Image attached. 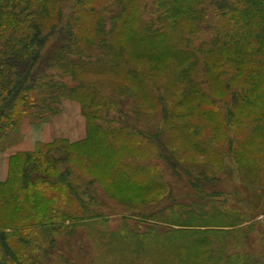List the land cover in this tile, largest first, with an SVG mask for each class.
<instances>
[{"label":"trees","instance_id":"1","mask_svg":"<svg viewBox=\"0 0 264 264\" xmlns=\"http://www.w3.org/2000/svg\"><path fill=\"white\" fill-rule=\"evenodd\" d=\"M69 2V12L64 17V8ZM152 3L154 12L147 18L143 15L142 0H0V138L11 127L19 128L23 117L46 120L59 111L62 98H78L83 103L81 112L87 118L84 143L90 149L85 155L98 165L109 166L107 177L113 183H127L144 192L156 191L161 183L145 181L136 168L121 161L120 149L111 145L110 140L116 138L121 140V147L132 146L129 136L134 135L127 114L115 119V126H111L105 119L110 110H101L102 98L92 86L94 79L104 76L114 91H118V96H132L133 79L138 78L134 66L139 64L133 63L138 61L131 63L134 57H140L139 62L146 64L142 79L158 80L159 74L152 73L155 68L162 71L174 65L179 68L177 76L185 80L184 85L191 82V93L173 97L174 107L187 104L175 113L177 127L195 132L198 126L193 115L211 111L200 104L202 98L194 73L198 67H202L204 77L213 83H222L227 78L228 82L238 81L249 86L252 94L242 102H246L248 113L261 121L264 116V0H152ZM208 7L214 9L212 23L207 20ZM204 28L213 31L212 37L195 43L194 39ZM118 69H124L129 79L114 75ZM151 88V85L141 87L146 89L147 108L154 109V102L161 94L157 88ZM111 100L113 104H105L118 111L122 98ZM246 107L235 105V112ZM213 111L220 114L219 109ZM229 111L232 115L234 109ZM137 113L134 105L133 114ZM58 140L61 141L57 138L42 145L52 146ZM191 144L196 146L195 140ZM40 147L41 143H37L35 150L11 156L8 176L0 181V202L18 200L21 208L18 194L21 190L31 197L38 195L45 202L53 192L68 186L63 179L65 172L55 169L53 160L47 161ZM17 159L19 173L17 180L11 181L15 176L11 167ZM58 160L61 159L56 158L55 162ZM244 189L253 205L252 214L264 213V194L247 189V185ZM76 197L77 204L82 206L81 218L89 216L92 212L83 197ZM207 202L201 199L175 203L178 209L171 215L156 218L167 224V228L162 224L147 226L145 231L134 228L125 238L129 240L134 233L149 237L153 243L168 244L173 250L197 252L201 242L206 241L203 235L223 231L209 226L231 227L246 220V212L240 207L232 206L235 210L228 215L229 211L215 204L217 201L209 200V211L204 210L202 206ZM51 207L36 220H26L27 214L20 213L11 222L0 221V264H22L9 242L16 231L44 226L50 230L60 227L54 225L80 217L62 215L57 203ZM208 262L205 259L202 264Z\"/></svg>","mask_w":264,"mask_h":264},{"label":"rangeland","instance_id":"2","mask_svg":"<svg viewBox=\"0 0 264 264\" xmlns=\"http://www.w3.org/2000/svg\"><path fill=\"white\" fill-rule=\"evenodd\" d=\"M142 1L143 15L149 18L154 12L152 0ZM70 3L64 8V17L68 15ZM213 10V7H208L209 23L213 20ZM212 35L211 29L204 28L194 42H204ZM140 59H131V63L138 61L133 63L139 64L134 66L138 78L133 79L132 88L135 91L131 90L132 96L129 98L118 96V91H114L104 76L94 79L92 86L99 91L97 96L102 98L101 110H110L109 117L105 119L110 121L111 126H115V119L127 114L134 135L129 136L132 146L126 144L123 148L121 140L116 138L110 140L113 144L109 142L115 149L121 150L118 154L121 161L130 168H136L145 181L156 182L157 185L160 182V187L151 193L139 191L138 187L128 186L127 183H113L107 177L109 166L98 165L90 160L89 155H85L90 149L84 143L86 135L77 141L58 137L61 141H56L52 146L41 143L43 156L47 161L53 160L52 165L59 172H65L63 179L68 186L53 192L45 202L38 195L31 197L21 190L18 193L21 208L18 200L0 202V221L11 222L20 213L27 214L26 220H36L56 203L59 213L80 217L54 225L60 227L50 230L49 226H44L16 231L9 242L13 251L18 252V261L22 264H202L209 259L208 264H264V213L252 214L253 205L244 191L247 185V189L264 194V116L258 121L248 113L246 102H242L252 94L249 93L250 87L238 81L228 82L226 77L222 83H213L204 77L202 67L195 69L196 84L202 98L200 104L211 111L194 114L192 119L198 127L195 132L187 131L177 127L175 117V113L183 110L187 104L174 107L172 102L176 94L191 93V82L184 85L185 80L177 76L179 68L174 65H168L162 71L158 68L153 70V75L158 73L160 80L142 79L146 64L139 62ZM123 70L118 69L113 74L129 79ZM153 75L149 76L153 78ZM146 85L157 88L161 94L160 99L154 102V109L147 108L144 97L146 89L142 90ZM113 98H122L118 110L123 112L122 115L114 111L116 108L113 106L105 104L112 103ZM78 104L82 111L80 99L62 98L59 111L46 121L64 113L58 124L64 132L70 127L67 122L69 115L74 114ZM134 105L138 110L137 115L133 114ZM235 105L246 108L238 113L237 110L235 112ZM230 108L234 109L232 115ZM213 109H219L220 114H215ZM23 118L39 121L28 116ZM84 119L87 134V118L84 116ZM20 124L19 128L8 129L5 137L0 138L1 147L19 140ZM194 140L197 147L191 144ZM56 158L61 160L55 162ZM11 169L15 174L11 181H15L20 169L19 159L14 161ZM77 195H81L87 203L92 212L89 216L81 218L82 206L76 202ZM201 199L208 201L205 207L202 206L206 211H209V200L217 201L215 204L229 211L228 215L235 210L232 206L240 207L246 212V220L231 227L209 226L222 228L223 231L203 235L206 241L200 244L201 248L197 251L200 255L195 249L173 250L168 244L153 243L149 237L134 233L129 240L125 238L134 228L145 231L147 226L154 224L167 228V224L156 220L158 215H171L172 211L178 209L175 203L185 204ZM1 257L4 258L3 255Z\"/></svg>","mask_w":264,"mask_h":264},{"label":"crops","instance_id":"3","mask_svg":"<svg viewBox=\"0 0 264 264\" xmlns=\"http://www.w3.org/2000/svg\"><path fill=\"white\" fill-rule=\"evenodd\" d=\"M62 115L64 113L55 115L50 120L38 122L30 121L27 118L22 119L19 140L6 147L0 146V181L6 180L9 172V161L15 153L32 151L37 143H48L58 137H65L70 141H77L85 137V119L79 104L76 105L74 114L69 115L67 122H69L70 127L66 128L64 132L61 131L62 127L58 125Z\"/></svg>","mask_w":264,"mask_h":264}]
</instances>
